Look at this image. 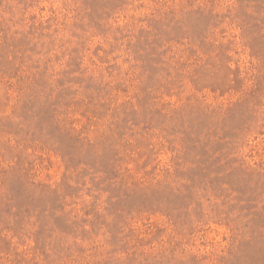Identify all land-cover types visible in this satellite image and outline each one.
<instances>
[{
    "label": "rangeland",
    "instance_id": "rangeland-1",
    "mask_svg": "<svg viewBox=\"0 0 264 264\" xmlns=\"http://www.w3.org/2000/svg\"><path fill=\"white\" fill-rule=\"evenodd\" d=\"M0 264H264V0H0Z\"/></svg>",
    "mask_w": 264,
    "mask_h": 264
}]
</instances>
